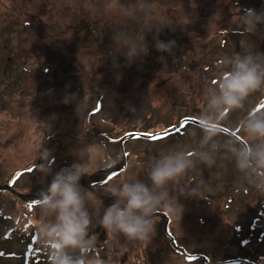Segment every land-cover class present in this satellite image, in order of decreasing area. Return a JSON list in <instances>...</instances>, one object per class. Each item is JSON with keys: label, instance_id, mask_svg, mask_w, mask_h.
I'll use <instances>...</instances> for the list:
<instances>
[{"label": "rangeland", "instance_id": "374dc122", "mask_svg": "<svg viewBox=\"0 0 264 264\" xmlns=\"http://www.w3.org/2000/svg\"><path fill=\"white\" fill-rule=\"evenodd\" d=\"M131 2L0 0V186L31 196L0 191V264H49L33 198L51 180L38 171L43 148L52 153L54 172L83 157L81 184L90 208L102 212L113 203L110 185L147 180L152 157L179 144L198 146L206 88L222 71L221 58L240 51L242 12L264 9V0H151L155 9L145 17L125 16L116 6ZM164 24L171 26L159 38L176 41L172 55L156 51L155 28L145 34L148 54L131 65L125 46L112 39L114 32L135 37ZM252 39L264 52V39ZM69 94L84 99L82 120L76 100L63 102ZM250 110L264 111V91L226 114L218 139L248 142L239 121ZM180 188L183 215L157 213L143 242L97 227L107 244L96 254L108 264H264V194L243 181L226 150L216 153L213 168L198 163L168 185L170 195Z\"/></svg>", "mask_w": 264, "mask_h": 264}, {"label": "clouds", "instance_id": "9594fccd", "mask_svg": "<svg viewBox=\"0 0 264 264\" xmlns=\"http://www.w3.org/2000/svg\"><path fill=\"white\" fill-rule=\"evenodd\" d=\"M125 16H135L138 12L145 17L152 15L155 4L151 0H132L128 5H116ZM113 7V5H108ZM264 25V9H245L239 20L236 32L240 34V51L221 58L219 71L206 88V108L200 114V126L203 135L198 146L179 144L151 158L147 165V180H124L110 185L107 196L113 203L103 207L102 212L90 208V191L82 186L81 180L87 172L83 157L71 167L53 171L49 161L52 153L44 149L40 154L38 171L43 178L51 177L46 188L39 191L41 223L37 226L40 241L46 246L49 264H108L97 255V248L106 245L100 241L97 227L107 234H122L130 242H143L152 237L156 225V214L167 211L176 214L184 212L178 195H170L168 185H178L180 178L186 176L197 164L209 169L216 165V153L226 150L234 161L236 170L242 174L243 181L264 194V111L250 110L239 121L240 129L249 137L246 143L234 138L221 141L218 126L225 120L226 114L243 109L245 101L256 92L264 91V52L257 49L252 37L264 39L260 26ZM150 26L135 37L124 31L113 33L116 45L123 44L122 52L129 65L148 54L145 38L147 32L155 28L154 47L161 53L173 54L175 40L163 41L159 33L164 27ZM76 100V113L82 120V111L86 108L84 99L77 94H69L64 103ZM133 111H135L133 109ZM193 137L196 132L191 133ZM82 137L80 134V141ZM86 148L81 149L85 153ZM195 157V159H193ZM192 188L191 192H197Z\"/></svg>", "mask_w": 264, "mask_h": 264}, {"label": "water", "instance_id": "95a60500", "mask_svg": "<svg viewBox=\"0 0 264 264\" xmlns=\"http://www.w3.org/2000/svg\"><path fill=\"white\" fill-rule=\"evenodd\" d=\"M225 132L228 133V134H231V133H229L228 131H225ZM232 135H233V134H232ZM233 136H234V135H233ZM124 157H125L124 159L126 160L125 153H124ZM125 162H126V161H124V165H126ZM85 182H86V181L81 180V183H82V184H85ZM0 191H10V192H13L16 196H18V197H20V198H22V199L30 198V197H31V196H28V195H22V194L17 193V192L13 189V187H11V186H9V185L0 186ZM33 198L39 200V196H33Z\"/></svg>", "mask_w": 264, "mask_h": 264}, {"label": "bare ground", "instance_id": "6f19581e", "mask_svg": "<svg viewBox=\"0 0 264 264\" xmlns=\"http://www.w3.org/2000/svg\"><path fill=\"white\" fill-rule=\"evenodd\" d=\"M229 133H230V132H229ZM231 134H232V133H231ZM234 136H235V135H234ZM235 137H236V139H237V140H236L237 142H240L241 144L245 143V142H243L241 139H239L237 136H235ZM27 264H28V263H27Z\"/></svg>", "mask_w": 264, "mask_h": 264}, {"label": "snow or ice", "instance_id": "6c2138e0", "mask_svg": "<svg viewBox=\"0 0 264 264\" xmlns=\"http://www.w3.org/2000/svg\"><path fill=\"white\" fill-rule=\"evenodd\" d=\"M152 138L155 139V138H157V137L153 136Z\"/></svg>", "mask_w": 264, "mask_h": 264}, {"label": "trees", "instance_id": "16d2710c", "mask_svg": "<svg viewBox=\"0 0 264 264\" xmlns=\"http://www.w3.org/2000/svg\"><path fill=\"white\" fill-rule=\"evenodd\" d=\"M125 156H127V154L125 153Z\"/></svg>", "mask_w": 264, "mask_h": 264}, {"label": "flooded vegetation", "instance_id": "af4514ba", "mask_svg": "<svg viewBox=\"0 0 264 264\" xmlns=\"http://www.w3.org/2000/svg\"><path fill=\"white\" fill-rule=\"evenodd\" d=\"M128 155V154H127Z\"/></svg>", "mask_w": 264, "mask_h": 264}]
</instances>
